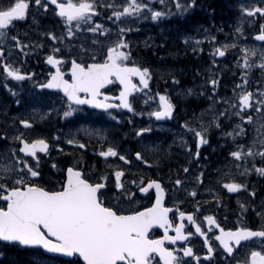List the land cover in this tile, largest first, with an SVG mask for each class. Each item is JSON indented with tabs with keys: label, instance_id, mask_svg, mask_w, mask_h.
I'll use <instances>...</instances> for the list:
<instances>
[{
	"label": "snow or ice",
	"instance_id": "obj_1",
	"mask_svg": "<svg viewBox=\"0 0 264 264\" xmlns=\"http://www.w3.org/2000/svg\"><path fill=\"white\" fill-rule=\"evenodd\" d=\"M152 2L153 0H124L122 4H118L115 0L112 3H106L105 0H7L5 3V0H0V69L6 77L16 81L30 78V74L22 73L9 62L12 48L23 52L29 47V44L22 41L19 34L10 33L9 29L15 22L26 20L33 7L37 11L43 9L45 12L51 8L65 23L69 50L67 53L60 54L61 48L52 49L53 53L59 55H48L47 63L55 68V72L50 73L47 83H40L38 87L57 89L63 93L67 101L63 112L64 118L71 117L79 110V106L83 105L103 110L125 108L133 111L129 95L148 88L151 78L150 69L134 62L129 63L131 51L129 42L124 37L128 31L132 30L131 28L117 25L115 30L117 38L106 42V39L101 40L98 37L107 38L113 34L112 30L105 29L102 24L95 22L93 17L100 15L99 10H111V15L107 19L117 23L122 22V17L146 19L150 14L151 19L155 21L168 14L154 10L151 6ZM159 2L165 5V0H159ZM171 3L181 13L195 6V0H184V2L171 0ZM261 3L264 4V0H261ZM121 8L122 11L119 10ZM241 12L248 17L258 14L264 19V6L241 5ZM236 31L241 30L237 28ZM77 32L91 33L97 38L92 39L88 47L84 43L77 46L71 43V40L76 38ZM46 35L54 42L62 43L64 40V37L58 38L51 32ZM211 39L215 41L214 36ZM254 39L264 42V24L260 25ZM196 43L199 44L201 41ZM6 45L9 46L7 56L5 55ZM228 47L230 45L227 44L216 47L214 55L224 57L225 49ZM231 47H235V44ZM240 52L243 53L242 63H240L241 57H237V66L242 70L243 83L235 85L232 99L225 100L217 97V100H214V103L222 101L229 105V108L234 110L232 115L239 117L241 121L232 131L224 133L229 137L243 136L245 133L243 122L252 123L253 116L247 114L246 110H254L257 116L264 115V92L259 89L256 92L245 90L247 72L244 71L257 67L264 72V48L259 50L253 48L250 51L247 47H241ZM257 52H259V60L250 61V55L255 57ZM69 65L71 79H66L61 66ZM136 79L138 84L134 82ZM207 82L215 93L218 80L209 79ZM116 83L120 86L119 95L109 97L105 93L106 86ZM236 89L241 90L238 95ZM156 96L159 99L158 110L150 112L149 115L155 117L157 121L171 119L174 105L169 97L160 93H156ZM110 99L119 100V103H109ZM19 103L18 100L17 104ZM227 112L226 109L218 115L222 117ZM108 114L111 116V112ZM112 119L116 117L113 116ZM19 124L24 129L33 127L29 119H20ZM212 125L216 128L220 127L218 116L215 114L208 126L201 123L200 127L196 128L190 126L188 122L181 124L186 133L192 134L195 151L193 152L188 146L183 136L180 138L181 144L197 160L201 155V146L208 143L206 133ZM81 131L88 136L94 134L86 128ZM149 132H151L150 127L139 128L135 134L137 137H142L143 133ZM0 139L18 142L17 147L9 149L7 155L0 153V202H3L0 204V241L27 248L38 247L46 253L60 254L62 257L70 258L67 264H189V260L185 258L194 260L196 264H202L201 257L188 246L189 238L193 235L203 238V246L207 249L204 260L213 259L217 248L222 250L224 258L233 257L241 247L246 246L242 242H250L256 238L261 249L250 250L246 254V259L237 260L236 264H264V226L253 230L247 225L237 224L226 229L214 215H204L202 221L197 223L193 212L180 211L178 207L173 212L172 208L165 206V188L161 181L150 177L145 178L141 169H137L136 172L129 171L126 175L124 169L118 168L110 175L102 173L93 180L83 170L81 162L76 161L66 168L64 179L58 187L48 188L39 180L41 172L38 156V152L48 153L50 148L48 141L44 138L28 139L20 131L11 137L0 135ZM55 139L59 140L58 137ZM65 142L79 149L87 147L74 136ZM259 145L258 150L254 152L255 141L247 146L246 151V146L240 144L229 155L235 161L255 156L264 160V139L260 140ZM56 147L63 152L59 143ZM156 151H159L158 147L144 145L141 150L135 151V160L141 166L158 167V159L156 161L146 159L147 153ZM98 154L104 158L118 157L124 165L131 167L129 159L115 147L109 146ZM28 158L35 161V164L30 163ZM236 166L240 167L239 164ZM253 169L264 176V166L256 167L255 164L252 169L246 167L242 174H247ZM189 171L188 167L183 168L184 173ZM203 175V172H200L196 176L198 184H202ZM111 177H114V181ZM109 183H113L114 187L110 188ZM183 183L181 179H175L174 189ZM222 187L228 192H237L246 186L243 183L228 182ZM153 190L155 198L151 200ZM137 192L147 195L151 200L150 206L122 208L121 205H132L137 200ZM188 195L196 197L197 191L193 189L188 192ZM250 195L254 196L255 192ZM240 207L242 211L245 210V205L241 204ZM199 211L200 208L197 206L194 212L199 213ZM170 213H173V218H170ZM257 215L261 213L258 212ZM185 218L194 226L195 233L185 229L183 223ZM154 228L162 229L163 234L158 238H150V232ZM170 231L175 234H169ZM210 233L213 235L210 236ZM178 241H183L184 245L172 247ZM213 241L218 242L217 248L213 247Z\"/></svg>",
	"mask_w": 264,
	"mask_h": 264
},
{
	"label": "flooded vegetation",
	"instance_id": "obj_2",
	"mask_svg": "<svg viewBox=\"0 0 264 264\" xmlns=\"http://www.w3.org/2000/svg\"><path fill=\"white\" fill-rule=\"evenodd\" d=\"M6 2L7 0H5ZM241 5L249 7L264 6L261 0H227L220 4L221 9L216 5V8L213 9L214 25L217 29H222L221 32L223 34L221 38L222 40H226L222 41L223 43L219 47L225 44L230 45V47L225 49V56H215L213 48L209 46L208 48L207 46L201 48L198 52V59L203 55V49L205 51L208 49L206 53L209 56L204 60L203 69L210 63L209 71H206L207 74L204 76V70H200L197 73V78L192 83H188L186 78L182 77L181 81L184 82L185 86L182 85L183 88L172 90L171 94L168 95L170 102L174 105L172 118L157 121L153 117L150 118V121L144 120L141 128L150 127L151 132L143 133L142 137H137L135 133L140 128L139 104L141 101H144L143 97L145 93H152L150 79L147 89L130 93L129 102L132 105L133 111L125 108H113L104 113L101 110L91 109L87 105H83L79 106V110L74 112L71 117L64 118L63 112L66 109L67 101L62 92L38 87L40 83H47L50 73L55 72V68L47 63V56L59 55L53 53L52 42L40 40L39 38L46 37L48 32L55 34L52 30L55 27L54 24L59 26L58 23L63 20L57 17L51 8L45 12L43 9L37 11L33 7L26 20L15 22L14 26L9 29L10 33L19 34L22 41L29 44V47L25 48L23 52L20 49L12 48L9 62L14 67L20 69L22 73L30 74V78L16 81L10 77H6L2 69H0V109L9 110L11 97L23 98L33 92L36 95H40L42 102L51 104V110L54 111V115L50 117L52 125L39 122L37 125H34V128L25 133L28 139L44 138L51 145V149L46 155H38L40 157V183L48 188L58 187L64 179L66 168L76 161L81 162L83 170L93 180L102 173L110 175L118 168L124 169L126 175L129 171L136 172L137 169H141L145 178L150 177L161 181L162 186L165 188V206L172 208L173 212H175L177 207L180 211L193 212L197 218V223L202 221L204 215H214L221 226L226 229L232 228L237 224L247 225L253 230L264 226V177L261 178V184L258 187L259 195L256 193V188L253 185H247L237 192H228L227 189L222 187L224 183L235 182L234 168L231 165L232 158L229 155L232 144L235 141L245 140V138L250 140L251 136L255 138L256 135H261L258 142L264 139V115L257 116L254 110L251 109L246 110V112L253 116V121L252 123L243 122L242 126L245 129L243 138L224 135V133L232 131L234 126L237 123H241V121L239 117L232 115L234 110L230 109L229 105L222 101L214 103L217 97L225 100L232 99L234 97L233 90L235 85L243 83L241 78L242 70L237 66V57H241L240 63H242L243 53L240 52V48L247 47L250 51L253 48L257 50L264 48V42L254 39V36L259 32L260 25L264 24V19L258 14L253 17L243 15ZM151 6L152 8L159 7L154 2H152ZM160 9L163 12L168 11L161 7ZM99 11L100 15L93 17L96 22H101L110 13L108 10ZM219 20L222 23H218ZM133 23L132 26L131 23H124L122 26L123 28L132 29V39L136 42L138 31L146 28L150 22L146 18L140 21L134 20ZM203 26L202 24L196 25L197 28H203ZM210 27L211 29L215 28L213 24ZM133 28L138 29L136 33H134L135 29ZM237 28L241 31L237 32ZM140 34L142 35L144 32H140ZM127 36L130 37L129 35ZM202 37H204V33ZM142 38L143 36L139 37L143 43L145 39ZM71 43L77 46L80 43H84L86 47L91 45V42L86 41H71ZM63 44L68 49H63L62 46L59 47L62 50L60 54L67 53L69 50V41L63 42ZM169 44L167 43L164 48L167 56H170L167 53ZM215 44H218V39ZM233 44H235V47H231ZM8 47L6 45V56ZM141 51L147 50L144 46H141ZM190 53H193V50ZM249 58L250 61H258L259 52H257L255 57L250 55ZM139 61H142L140 57L131 54L129 63L134 62L139 65ZM222 64L223 68L220 69ZM68 68H70V65L68 67L61 66V70L65 73V78L71 79ZM244 71L247 72L245 90L256 92L259 89L264 92V72L257 67H253L251 70L245 69ZM209 79L218 80L215 93L212 91V86L207 82ZM134 82L139 83L138 79L134 80ZM173 82L174 84L180 83L176 79H173ZM199 82V86L201 87L198 86ZM189 89H191V92H189ZM119 90L120 86L116 83L106 86L105 93L109 97H116L119 95ZM238 90L236 89V92ZM108 102L118 104L119 100L110 99ZM149 107L151 108L153 105ZM226 109L228 110L226 115L220 117L218 114L224 112ZM109 112H111V116L108 114ZM214 114L218 116L220 127L216 128L215 125H212L208 128V132L206 133L208 143L201 146V155L197 160L181 144L180 138L183 136L184 140L188 142V146L192 148L193 152L195 151L192 134L186 133L181 124L188 122L190 126L196 128H199L201 123L208 126ZM113 116L116 119H112ZM92 121L98 122L92 124ZM83 128H91L94 134L92 136L85 135L81 131ZM73 136L80 142L85 143L87 147L79 149L76 146L66 144L65 141L73 138ZM57 137L59 140L55 139ZM57 143H59L60 148H63V152L57 149ZM144 145L152 148L158 147L159 151L146 154V159L150 161L159 160L158 167L149 168L146 165L141 166L135 160V151L141 150ZM109 146L115 147L117 151L124 154L131 162V167L129 168V166L124 165L122 161H119L118 157L104 158L99 156V151L106 150ZM47 160H50V162ZM52 164L55 165L53 167V174H49L46 169L48 166H52ZM184 167H188L190 171L184 173ZM200 172L204 174L202 184H198L196 181V176ZM177 178L181 179L184 183L176 186L174 189V181ZM111 180L114 181V177H111ZM109 187H114V184L109 183ZM193 189L197 191L196 197L188 195V192ZM252 192H255L254 196L250 195ZM136 195L137 200L132 205L124 204L121 207L125 209L147 207L150 206L151 200L155 198L154 190L151 200L146 194L137 192ZM206 201L207 203H205ZM197 202H199L198 205ZM2 203L0 202V204ZM241 204L245 205V210L243 211L240 207ZM197 206L200 208L199 213L194 212ZM258 212L261 215L258 216ZM169 216L173 218V213H170ZM183 223L186 230L195 233L194 226L186 218ZM162 234V229L154 228L150 232V238H158ZM169 234L174 235L175 233L170 231ZM209 235L213 234L210 233ZM212 243L213 247L217 248L218 242L213 241ZM242 243L246 246L241 247L233 257L224 258L222 250L217 248V251L213 254L214 258L211 260H204L207 249L203 246L202 237L193 235L189 238L188 246L192 247L194 252L201 257L202 264H236L237 260L246 259V254L250 250L261 249V245L256 242V238H253V241ZM183 245V241H178L172 247H181ZM33 251L46 255L39 249ZM52 258L54 262L67 264V260L57 256ZM185 259L189 260V264H196L190 258Z\"/></svg>",
	"mask_w": 264,
	"mask_h": 264
},
{
	"label": "trees",
	"instance_id": "obj_3",
	"mask_svg": "<svg viewBox=\"0 0 264 264\" xmlns=\"http://www.w3.org/2000/svg\"><path fill=\"white\" fill-rule=\"evenodd\" d=\"M223 1L227 0H195L194 8L188 9L184 15L178 18H172V20L168 22V25H165L167 35L159 37L157 43L147 51H139L138 55L144 67L149 68L153 73V84L155 88L172 89L174 87L173 79L180 82L178 83L179 86H185L184 82L181 81L182 77H185L188 83H192L197 78V73L200 70H204L205 57H200V59H198L194 53H190L191 51L188 45L183 44L182 37L187 34L194 35L197 28L196 25L199 24L205 26L213 24V27H216L214 25L213 9L216 8V5L221 9L220 4ZM219 22L222 23L221 20H219L218 23ZM218 29L221 31V28ZM156 31L155 28L153 32L156 33ZM167 43H170L167 52L170 56H167L164 51ZM158 68L160 71H157ZM205 74L206 73H204V76ZM199 84L200 82L198 86ZM32 97V94H29L25 96L23 100L28 107L31 104L30 98ZM16 100L21 102L22 98H10L9 110L0 109V135L11 137L16 134V127L13 123V118L10 120V115L15 117V115L21 114L23 119H27V117H24V112L20 111V103L16 105ZM16 119L17 126L19 117H16ZM46 124H49V121H46ZM17 144L18 142H13L11 139H0V151H4L8 145L16 146ZM252 162L253 164L260 165V157L256 156ZM46 171L49 174H53V168L51 166H48ZM257 176L258 174L255 173L248 178L243 177L241 180L248 185H253L256 188V193L259 195L258 187L259 184H261V179ZM29 253L28 250L21 249V247L16 244L0 245V264H38L34 261L35 257Z\"/></svg>",
	"mask_w": 264,
	"mask_h": 264
},
{
	"label": "rangeland",
	"instance_id": "obj_4",
	"mask_svg": "<svg viewBox=\"0 0 264 264\" xmlns=\"http://www.w3.org/2000/svg\"><path fill=\"white\" fill-rule=\"evenodd\" d=\"M106 3H112L113 0H105ZM116 3L118 4H122L124 2V0H115ZM154 4L159 6V7H153L154 10H159L161 11L160 7L163 8V9H166L168 10L167 12L165 13H168L167 15H163L159 18H157V20L153 21L150 17V14H148V19H149V22L150 24H160L162 23L164 20L168 19L169 17H172L173 15H179L181 12L178 11L176 8H175V5L171 3V0H165V5H161L159 0H153ZM181 2H184V0H181ZM122 11V8L119 9ZM111 12V10H109ZM163 12V11H162ZM184 14V12H182L180 14V16H182ZM111 15V13H110ZM94 19V18H93ZM144 18H140V19H137L135 17H122L121 18V21L122 22H117V23H113L112 21H109L107 19V17H104V19L102 20V22H97V23H100L103 25V27L105 29H111L113 34L107 36V38L105 37H98L99 39L101 40H105L106 39V42H110L112 40H115L117 37L115 35V30L117 28V25H119V27H123L122 25H124V23H131V26L133 23L134 20H143ZM113 20H115V18H113ZM95 21V20H94ZM96 22V21H95ZM139 24V23H138ZM62 28L64 29V34L63 35H56L58 38L59 37H64V40L63 41H69V38L66 36V30H65V23L64 21H62ZM135 29L134 33H136V30H138L137 28H133ZM74 32L76 31L75 28L73 29ZM144 31H147V29L144 28ZM98 36V34H97ZM126 36L127 34L125 35V40L127 41L126 39ZM211 34L208 32V31H204V37H187V42L191 43L194 47H196L198 50H200V47L203 43H207L209 44L208 46L210 48H216V47H219V44H215L216 42V38H215V41L213 42L212 39H211ZM94 38H97V37H94L93 34L91 33H87V32H77L76 33V38L75 39H72L71 41H86V42H92V39ZM142 39H145L142 43V40H138L136 42H134L133 44L135 46H144V47H147L149 44V35H145ZM46 41H49V42H52V46L53 48L55 47H61L63 43L59 42V41H52L51 39H45ZM137 40V38H136ZM196 41H201V43L197 44ZM129 42V46H131V42ZM64 45V44H63ZM63 49H68V47H65L63 46ZM241 90L239 89L237 93V95L239 94ZM149 97H151V99H149ZM156 98V99H155ZM146 102H149V106L153 105V110H150L148 109V107L144 106V112H142L140 115L141 117L144 118L145 121H150L151 119L150 118H153L149 115L150 112L154 111V110H157L158 109V104H159V99H158V96L157 97H152L151 94H147L144 96V102L142 103L143 105L146 103ZM142 105V106H143ZM26 114H28L29 116H31V118H33L36 122H38L40 119L41 120H44L45 117H47L50 113L52 115H54V111L49 109V110H43V109H40V108H34V109H26L25 111ZM43 117V119L41 118ZM13 123H14V119H13ZM88 130L92 131L91 128H88ZM17 133V132H16ZM257 136V137H256ZM255 136V140H256V146L253 148V151H257L258 148H259V142H258V139L261 137V135H256ZM236 137H242L243 136H235ZM239 141H235L233 144H232V148L230 150L233 151V150H236L237 148V143ZM253 142H250V141H247L245 142L243 145H245V151L247 150V146H250L252 145ZM256 157V156H255ZM255 157H248L246 160L245 159H242L240 161H235L232 157V162H231V165L233 166L234 168V178H235V182H236V178L239 174H242L244 172V169L247 167V168H250V165L248 164V159H253ZM237 164L240 165L239 168H237ZM247 174H250V172H248ZM237 183V182H236Z\"/></svg>",
	"mask_w": 264,
	"mask_h": 264
},
{
	"label": "water",
	"instance_id": "obj_5",
	"mask_svg": "<svg viewBox=\"0 0 264 264\" xmlns=\"http://www.w3.org/2000/svg\"><path fill=\"white\" fill-rule=\"evenodd\" d=\"M48 90H52V91H55V90H57V89H48ZM91 107V106H90ZM92 108V107H91ZM39 153V152H38ZM45 154V153H44ZM1 242H4V243H10V242H6V241H1ZM48 254H55V253H48Z\"/></svg>",
	"mask_w": 264,
	"mask_h": 264
}]
</instances>
